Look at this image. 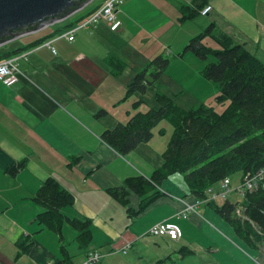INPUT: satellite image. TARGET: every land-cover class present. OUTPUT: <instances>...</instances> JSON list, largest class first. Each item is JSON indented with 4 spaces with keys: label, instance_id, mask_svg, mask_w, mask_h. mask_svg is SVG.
I'll return each instance as SVG.
<instances>
[{
    "label": "crops",
    "instance_id": "obj_1",
    "mask_svg": "<svg viewBox=\"0 0 264 264\" xmlns=\"http://www.w3.org/2000/svg\"><path fill=\"white\" fill-rule=\"evenodd\" d=\"M94 1L89 0L84 4L86 8L59 20L73 17L71 22L77 21L103 2ZM197 3L210 4L212 9L207 15L198 12L192 19L180 20L184 5L195 7L196 0H124L119 7L117 29H110L101 20L90 33L76 32L73 41L65 38L51 41L54 52L41 46L39 40L54 37L71 22L58 25L54 23L56 20L0 44V49L6 52L20 48L15 54L20 71L18 80L10 85L0 82V264H66L60 262L64 254L57 235L36 221L42 207L32 197L49 176L73 196V203L64 206L63 213L90 221L92 237L84 248L79 246L74 228L68 222L63 224L65 255L72 264H76L73 259L78 253L84 261L90 251H96L100 262L104 247L105 253L112 254L110 249L119 251L127 244L135 246L143 242L141 235H150L148 228L162 219L177 223L181 235L177 240L151 235L157 237L153 245L148 240L142 244L152 255L149 264H158L163 257H167V263L177 264L195 254L196 249L190 244L201 241V236H193L189 226L210 240L211 245L199 248L205 252L217 250L213 246L217 238L213 225L225 226L228 236L234 234L205 201L187 217H173L186 203L196 200L184 193L180 174L164 179L157 198L142 211L136 212L140 199L130 191L128 206L134 210L131 215L126 206L105 192L107 187L121 186L128 176L141 174L149 178L160 163L162 151L151 147L154 134L148 142L129 151L130 155H120L101 137L106 125L125 122L143 105L147 106L150 94L126 95V86L150 58L164 55L170 49L174 56L160 76L159 86L161 90L164 88L162 91L178 93L166 86L172 85L168 77L173 78L170 68L175 62H193L196 57L193 53L184 57L185 45L213 21L264 62V0H197ZM185 40L187 43L181 50ZM110 56L123 61L125 67L119 74L112 70ZM178 73L186 76L187 72ZM99 109H105L109 115L97 118L95 113ZM133 160L138 165L134 166ZM20 161L24 166L12 174L8 168ZM119 219L123 221L122 228L117 226ZM22 238L31 243L17 256L15 241ZM181 246L189 249L184 255L179 250ZM225 247L231 251L228 242ZM137 252L136 257L141 258L140 250ZM253 253L250 256L256 263L264 264V253L260 250ZM172 254L178 255L177 259ZM235 254L239 255L237 251ZM243 257L246 264H254L247 256Z\"/></svg>",
    "mask_w": 264,
    "mask_h": 264
},
{
    "label": "trees",
    "instance_id": "obj_2",
    "mask_svg": "<svg viewBox=\"0 0 264 264\" xmlns=\"http://www.w3.org/2000/svg\"><path fill=\"white\" fill-rule=\"evenodd\" d=\"M202 6L197 0L195 7L184 5L179 19L194 18ZM43 39L39 40L40 44ZM2 50L0 60L15 55L20 48L7 52ZM184 50L203 61L201 74L217 84L215 99L222 105L221 110L217 111L211 102L185 106L178 100V94L162 91L159 79L169 58L162 54L150 58L126 86V95L150 94L148 108L135 111L125 122L106 126L101 137L108 146L124 155L148 142L153 136V127L162 120L172 124L171 134L160 154V163L153 168L149 178L141 174L128 176L121 186L107 187L105 192L126 206V212L131 215L134 210L128 206L130 191L140 199L136 212L142 211L157 198L158 187L164 179L180 174L184 193L205 200L232 226L237 237L250 249L258 251L264 245V172L261 177L257 175L264 170V62L213 21L192 36ZM209 55H213L215 60L208 61ZM108 61L115 74L125 67L123 61L114 56H110ZM106 114L104 109L95 113L97 117ZM23 166L24 162L20 161L8 170L13 174ZM238 172L241 173L240 182L246 176H257L256 185L242 193L237 191L240 195L234 199L226 196L207 200L209 188H218L219 182L225 178L230 182V176ZM32 199L42 207L36 214L37 223L58 237L59 248L64 254L60 262L72 264L65 255L63 224L68 222L74 228L76 240L84 248L92 237L90 221L63 213L62 208L73 203V196L53 176L41 183ZM15 243L19 256L31 241L26 242V238H22ZM179 250L182 255L189 251L186 246ZM166 258L163 257L158 264H171L166 262Z\"/></svg>",
    "mask_w": 264,
    "mask_h": 264
},
{
    "label": "rangeland",
    "instance_id": "obj_3",
    "mask_svg": "<svg viewBox=\"0 0 264 264\" xmlns=\"http://www.w3.org/2000/svg\"><path fill=\"white\" fill-rule=\"evenodd\" d=\"M94 2L97 4L99 0H95ZM84 8L86 7L83 5L79 9L82 10ZM71 18L73 17H68L63 20H58L54 23L58 25H61V24L64 25L66 23L71 22ZM54 23H52L49 27H51ZM71 23L75 24L76 22H71ZM47 25L48 24L42 26L41 28ZM44 31L46 30H41V33ZM83 31L89 32L87 30H83ZM209 41L210 43H213L211 39H209ZM186 43L187 41L185 40V43L182 45L181 50ZM188 55H192V53L187 51L184 57H188ZM164 56L169 58L170 60L171 57L174 56V54L170 52V49L168 48L167 51L164 53ZM195 59L193 60V62L190 60H187L188 62L173 63L169 71L170 74H172L173 78L168 75V77L170 78L172 82V85L166 84V86L170 88L171 90H173V92H178L176 93L178 94V100L185 106H189V107L195 106L207 100L206 102H211L214 105L215 109L219 111L221 110L222 105H220L217 99H215V96L218 92V86L217 84L213 83L210 80L205 79L202 76L201 69L203 67V61H201L200 59L196 57ZM211 60H215V57L213 55H209L208 57V61H211ZM184 70L187 72L186 76H183L182 74L178 73V72L184 73ZM162 90H164L163 87H162ZM146 108H148V104L147 106L143 105L139 109L143 111ZM108 115L109 114L107 113L106 115H103L100 117L96 116V117L106 118ZM113 125H106V126H113ZM171 131H172V124L168 120H162L158 124H156L153 127L154 139L151 142V147L159 151H163L164 148L166 147ZM124 155H130V152H127ZM133 162H134L133 163L134 166L138 165V161L133 160ZM240 176H241V173L239 172L234 173L233 175L230 176V191L228 192L227 196L231 199H234V197H237L238 195H240L237 193V190H236V188L240 186L241 184ZM192 205L193 207L196 208L198 204L196 205V202L194 201ZM183 208L179 210L177 213L183 214L184 212ZM195 210L196 209H194V211ZM188 214L189 213H187L185 217H187ZM173 217L174 218H185L182 216L181 217L176 216V213L173 214ZM162 220H167V219H162ZM162 220H159V221H162ZM167 221L175 223L172 220H167ZM224 222L230 227V229L234 233L232 226L228 224L226 221ZM117 226L118 228L123 227V221L121 219H119V223ZM224 227L225 226L222 227L221 225H219L218 227L216 225H213L214 231L217 234V238H215V242H213V246L217 247V250L211 251V252H207V251L205 252L203 249H199V248L201 247V245H204L205 247L211 245L210 240L206 238L205 236H203L200 232H196L194 228L189 226V229L191 230V234L193 236L194 235L201 236V241H199L198 243L197 242L191 243L190 247L196 249V253L185 258L184 260H179L177 264H246L245 263L246 259L243 256H247L250 259V261H252L254 264H257L256 261L253 259V257L250 256L251 255L250 252L252 253L253 256L255 255L253 253V249H250L243 240H241L239 237L235 235V233L232 234L231 236H228L226 229ZM96 236L98 237L97 234ZM141 237L144 238V240H141L143 242L141 243L137 242L135 246L126 248L125 253L121 252V250L116 251L115 249H110V250H113V253L107 254L105 253V247L102 248L101 249L102 256H101L100 262H97V263L98 264H149V260L152 258V255L143 248L142 244L148 240L150 243V246H152L155 241V238L157 237H152L151 235H141ZM227 242L231 245V251H228L225 247V243ZM259 250L264 253V245H261ZM137 251L140 253V255H143L141 258L136 257ZM235 251H237L239 255L235 254ZM170 256L173 257L174 259H177L178 257V255H175V254H172ZM73 260L76 262V264L77 263L79 264L81 261L83 262V257L81 256L80 253H78L76 256H74ZM139 260H143V261H139ZM257 260H260V258H257Z\"/></svg>",
    "mask_w": 264,
    "mask_h": 264
},
{
    "label": "built area",
    "instance_id": "obj_4",
    "mask_svg": "<svg viewBox=\"0 0 264 264\" xmlns=\"http://www.w3.org/2000/svg\"><path fill=\"white\" fill-rule=\"evenodd\" d=\"M123 1L124 0H103V2L95 10L85 16L82 20L57 33L54 37L43 41L41 43V46L45 45L49 47L52 52H54L55 49L53 45H51V41L59 38H65L68 41H73L75 39L76 32L82 29L90 32L91 28H95L97 23L101 20L105 21L110 29H117L120 25L119 15L121 12L119 7L122 5ZM211 9L212 6L210 4L204 5L201 8L200 13L202 15L208 14ZM25 54L26 52L22 55ZM19 73L20 71L17 67V57L15 55L0 60V82L5 85H10L18 80ZM263 172L264 170H261L257 172V175L261 177ZM256 180L257 176L251 178H249V176H246L245 179L241 182L240 186L236 188V190L242 193L246 189H252L256 185ZM229 191V180L225 178L219 182L218 188H209L207 190V200L224 198L227 196ZM203 201L205 200L198 198H196L195 200L196 205ZM183 209V214L177 213V211L175 212L176 216L185 217L187 213L193 212L195 207H193L192 204L186 203ZM147 233L153 236H165L173 240H177L181 235V231L178 225L167 220H162L151 225L148 228ZM127 247L128 244L121 249L123 253L126 252ZM99 257L100 255L98 252L90 251L87 254L85 260L79 264H97Z\"/></svg>",
    "mask_w": 264,
    "mask_h": 264
},
{
    "label": "water",
    "instance_id": "obj_5",
    "mask_svg": "<svg viewBox=\"0 0 264 264\" xmlns=\"http://www.w3.org/2000/svg\"><path fill=\"white\" fill-rule=\"evenodd\" d=\"M89 0H0V44L34 32Z\"/></svg>",
    "mask_w": 264,
    "mask_h": 264
}]
</instances>
